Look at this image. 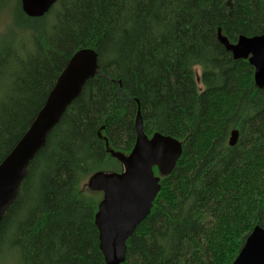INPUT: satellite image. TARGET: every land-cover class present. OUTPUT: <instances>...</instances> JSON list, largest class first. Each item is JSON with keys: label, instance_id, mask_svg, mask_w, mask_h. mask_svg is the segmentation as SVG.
<instances>
[{"label": "trees", "instance_id": "obj_1", "mask_svg": "<svg viewBox=\"0 0 264 264\" xmlns=\"http://www.w3.org/2000/svg\"><path fill=\"white\" fill-rule=\"evenodd\" d=\"M8 3L24 32L0 46V163L76 51L92 49L100 75L29 164L0 221V264H104L97 202L77 187L108 163L105 139L131 151L137 105L145 134L177 139L182 154L123 264H231L252 229H264V89L217 30L230 43L263 33L264 0H59L38 19L20 0H0V11Z\"/></svg>", "mask_w": 264, "mask_h": 264}, {"label": "water", "instance_id": "obj_2", "mask_svg": "<svg viewBox=\"0 0 264 264\" xmlns=\"http://www.w3.org/2000/svg\"><path fill=\"white\" fill-rule=\"evenodd\" d=\"M58 1L20 0V8L26 17L38 19ZM217 41L233 60L248 62L253 68L255 87L264 89V32L254 36L240 35L235 43H230L218 29ZM95 75H100L97 54L90 48L76 51L56 79L27 131L0 163V221L15 200L29 164L45 146L48 134L59 123L69 105L78 98L85 82ZM133 125L135 142L129 153L112 150L104 140L106 154L120 163L121 171H96L89 176L86 184L89 191L102 194L94 215V225L104 264L125 262L126 242L149 215L160 191V179L172 173L182 154V143L177 139L158 132L151 136L145 134L139 105ZM98 137L101 138L100 133ZM237 141L238 132L232 130L228 146L234 147ZM231 264H264L262 227L252 229Z\"/></svg>", "mask_w": 264, "mask_h": 264}, {"label": "rangeland", "instance_id": "obj_3", "mask_svg": "<svg viewBox=\"0 0 264 264\" xmlns=\"http://www.w3.org/2000/svg\"><path fill=\"white\" fill-rule=\"evenodd\" d=\"M15 8H16V5L14 3H8L0 11V46L2 45V43L11 40V38L17 35L18 33L24 32L23 20L15 12ZM107 162L108 163L104 165L103 168H100L99 170L104 171V172H120L121 171L122 167L120 163H118L112 157L109 156V158L107 159ZM99 170H96V171H99ZM94 172L82 178V180L80 181L77 187V193L80 196L93 197V199H95L98 204V202L102 199V194L98 192H91L86 187L89 176L92 175ZM3 259H5V257ZM2 262L3 261H0V263Z\"/></svg>", "mask_w": 264, "mask_h": 264}]
</instances>
